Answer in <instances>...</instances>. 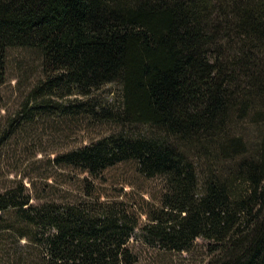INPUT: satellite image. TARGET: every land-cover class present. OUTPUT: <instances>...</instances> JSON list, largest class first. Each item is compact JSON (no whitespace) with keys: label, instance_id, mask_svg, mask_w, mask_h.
<instances>
[{"label":"trees","instance_id":"1","mask_svg":"<svg viewBox=\"0 0 264 264\" xmlns=\"http://www.w3.org/2000/svg\"><path fill=\"white\" fill-rule=\"evenodd\" d=\"M10 48L22 89L0 152L43 117L150 131L58 151L41 187L0 167V264H138L137 232L173 253L200 236L204 264H264V132L246 150L235 131L264 104V0H0V85ZM113 81L119 104L101 103Z\"/></svg>","mask_w":264,"mask_h":264},{"label":"rangeland","instance_id":"2","mask_svg":"<svg viewBox=\"0 0 264 264\" xmlns=\"http://www.w3.org/2000/svg\"><path fill=\"white\" fill-rule=\"evenodd\" d=\"M216 2V0H214ZM24 50L10 48L8 50L7 80L0 85V123L2 122L5 108H12L22 89L18 84L16 60L22 57ZM121 87L119 82L113 81L103 84L97 89L96 96L101 103L118 105ZM235 131L245 141L246 150H252L264 132V104H254L243 112V116H236ZM74 122V120H73ZM124 127L131 133L143 134L150 131L145 123H132L127 126L120 123L107 122L103 125H94L90 120L79 123H59L57 119L43 117L29 125L22 134H15L1 149L0 167L13 169L9 176L15 172L23 175V181L28 184V179H33L37 187H41L40 178L45 174H54L55 166L51 159L60 150H65L78 143H84L94 137ZM122 176H129L128 164L120 166ZM20 175L17 174V177ZM128 188V187H125ZM39 191V189H38ZM130 242L136 247L138 264H204L206 260V240L200 236L193 240L191 248L181 253L166 252L143 243L141 235L134 234Z\"/></svg>","mask_w":264,"mask_h":264}]
</instances>
